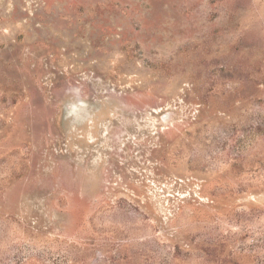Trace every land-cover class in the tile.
Returning a JSON list of instances; mask_svg holds the SVG:
<instances>
[{
	"label": "rangeland",
	"instance_id": "1",
	"mask_svg": "<svg viewBox=\"0 0 264 264\" xmlns=\"http://www.w3.org/2000/svg\"><path fill=\"white\" fill-rule=\"evenodd\" d=\"M0 264H264V0H0Z\"/></svg>",
	"mask_w": 264,
	"mask_h": 264
}]
</instances>
